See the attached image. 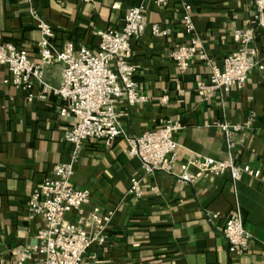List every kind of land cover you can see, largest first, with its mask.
Segmentation results:
<instances>
[{
	"label": "crops",
	"instance_id": "1",
	"mask_svg": "<svg viewBox=\"0 0 264 264\" xmlns=\"http://www.w3.org/2000/svg\"><path fill=\"white\" fill-rule=\"evenodd\" d=\"M184 1L192 6L202 48L220 66L237 47L233 30L249 25L253 0ZM140 2L0 0V42H11L36 60L37 22L42 20L53 30L56 49L64 40L94 48L95 32L119 29L126 10ZM144 6L147 22L170 32L154 36L146 28L129 40L133 80L145 98L133 104L119 99L113 109L120 134L108 148L99 140H85L72 164L71 183L89 192L80 212L86 233L91 236L98 229L90 214H109L102 242H92L79 264H264L263 72L254 67L243 86L204 98L197 85L209 82L210 66L194 58L188 69L179 71L169 58L171 49L187 40L178 4L157 8L144 0ZM250 47L253 59L264 66V29H256ZM60 74L61 64L53 63L43 67L42 80L56 87ZM8 77L0 64V264H16L17 251L23 248L31 251L23 264H31L42 219L31 214L29 200L38 184L53 177L54 165L69 161L71 146L63 140V131L72 120L58 115L63 102L57 95L38 98L41 85L35 83L27 100L25 90L4 82ZM166 120L181 125L175 134L173 172H145L136 157L125 153V138ZM218 122L242 129L225 133ZM194 154L229 158L260 175L232 180L225 172L179 182V163ZM130 178L138 180L139 196L127 192ZM234 209L240 210L243 228L251 236L242 254L230 252L221 233ZM213 214L217 217L211 218ZM66 219L74 221L75 213H67Z\"/></svg>",
	"mask_w": 264,
	"mask_h": 264
},
{
	"label": "built area",
	"instance_id": "2",
	"mask_svg": "<svg viewBox=\"0 0 264 264\" xmlns=\"http://www.w3.org/2000/svg\"><path fill=\"white\" fill-rule=\"evenodd\" d=\"M150 1L157 8L178 4L182 13L181 28L187 40L176 44L169 52V58L179 71L188 69L194 58L210 66L209 82L197 85L204 98L216 91L226 92L232 86H243L254 67L264 76V66L253 59L255 50L250 47L256 29H264V0H253L249 25L233 30L232 38L237 47L223 58L220 66L212 62L201 46L195 32L190 3L184 0ZM37 28L39 39L35 46L36 60L11 42H0V64L5 66L9 76L4 82L25 90L27 100L33 96L30 91L33 84H40L37 97L43 99L47 93L57 95L63 102L58 108V115L71 118L72 123L63 131V140L71 146L69 161L54 165L53 177L38 184L29 200L31 214L39 215L42 219V225L35 233L36 243L31 248L36 254L31 264H79L92 242H102L104 222L108 220L109 214L101 217L90 214L91 221L97 224L98 229L91 236L86 233L81 226L83 219L80 212L88 201L89 192L71 183L72 164L85 140H99L108 148L120 134L113 109L119 99L133 104L145 98L133 80L135 66L130 61L129 40L138 38L146 28L154 36H165L170 29L147 22L144 0L126 10L119 29L96 31L98 41L94 48L64 40L60 49H56L53 44L54 33L49 24L39 20ZM53 63L61 64L60 81L56 87L42 80L43 67ZM165 100L166 96L162 98L163 102ZM216 126L225 133L242 129L239 124L226 122H218ZM180 129L179 123L166 120L154 129L128 136L125 138V153L129 157H136L145 172L172 173L177 162L175 134ZM179 169L177 180L182 183H192L225 172H229L232 180H239L245 174L255 177L260 175L259 170L249 165H237L232 159H215L199 154L180 162ZM127 192L135 196L141 194L137 179L130 178ZM69 212L75 213L74 221L66 219ZM215 217L216 214L211 216ZM221 233L230 252L242 254L247 250L251 236L243 228L239 209L230 213ZM30 252L28 248L19 249L16 264H23L26 259H30Z\"/></svg>",
	"mask_w": 264,
	"mask_h": 264
}]
</instances>
